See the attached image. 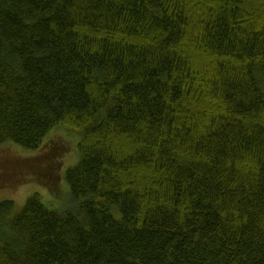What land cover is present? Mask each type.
Segmentation results:
<instances>
[{"label": "trees", "instance_id": "obj_1", "mask_svg": "<svg viewBox=\"0 0 264 264\" xmlns=\"http://www.w3.org/2000/svg\"><path fill=\"white\" fill-rule=\"evenodd\" d=\"M58 128L0 264H264V0H0V147Z\"/></svg>", "mask_w": 264, "mask_h": 264}, {"label": "rangeland", "instance_id": "obj_2", "mask_svg": "<svg viewBox=\"0 0 264 264\" xmlns=\"http://www.w3.org/2000/svg\"><path fill=\"white\" fill-rule=\"evenodd\" d=\"M78 141L77 134L58 128L34 151L10 143L1 146L0 199L13 200L21 207L30 196L39 194L49 206L62 209L69 195L65 170L79 160Z\"/></svg>", "mask_w": 264, "mask_h": 264}]
</instances>
